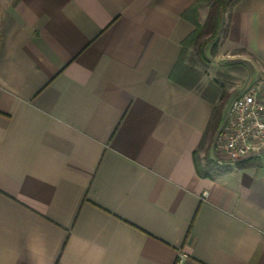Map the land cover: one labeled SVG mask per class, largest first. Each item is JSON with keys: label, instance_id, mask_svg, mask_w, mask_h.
<instances>
[{"label": "crops", "instance_id": "1", "mask_svg": "<svg viewBox=\"0 0 264 264\" xmlns=\"http://www.w3.org/2000/svg\"><path fill=\"white\" fill-rule=\"evenodd\" d=\"M197 1L0 0V264H264V161L199 178L230 103L170 80ZM216 38L264 76V0Z\"/></svg>", "mask_w": 264, "mask_h": 264}, {"label": "trees", "instance_id": "2", "mask_svg": "<svg viewBox=\"0 0 264 264\" xmlns=\"http://www.w3.org/2000/svg\"><path fill=\"white\" fill-rule=\"evenodd\" d=\"M235 1L238 0H198L183 14V18L194 27V30L192 34L182 43L180 58L170 74V80L172 82L188 91L199 92L200 96L204 100L214 105V111L208 125V130L211 128L215 129L218 126L220 122V111L226 95L221 92L216 81H212L204 89L200 90L198 73L193 68L184 66L183 62L187 51L193 48L201 65L203 67L208 65V60L204 53L205 48L210 42L216 39L220 30V24L225 9ZM203 4H209L210 8L204 24L201 25L198 22V9ZM203 36H207V38L203 40ZM202 149L203 142L193 153L194 167L199 178L215 180L230 171L228 166H218L213 159L208 157L207 154L204 156L203 160H201L198 153ZM244 163L246 165H238V168L259 167V164L252 165L249 161Z\"/></svg>", "mask_w": 264, "mask_h": 264}, {"label": "built area", "instance_id": "3", "mask_svg": "<svg viewBox=\"0 0 264 264\" xmlns=\"http://www.w3.org/2000/svg\"><path fill=\"white\" fill-rule=\"evenodd\" d=\"M263 84L262 75L231 100L212 144V159L218 166H235L264 157ZM175 264H183L182 257Z\"/></svg>", "mask_w": 264, "mask_h": 264}, {"label": "rangeland", "instance_id": "4", "mask_svg": "<svg viewBox=\"0 0 264 264\" xmlns=\"http://www.w3.org/2000/svg\"><path fill=\"white\" fill-rule=\"evenodd\" d=\"M207 36H203L204 40ZM215 43V45H213ZM219 45V40L216 38L207 45V55L213 54ZM213 46V47H212ZM211 50V51H210ZM211 52V53H210ZM216 54V53H215ZM214 54V55H215ZM214 60V56L212 55ZM216 59V58H215ZM209 60V59H208ZM212 60V61H213ZM226 59L225 57L219 56L216 63L211 64L208 61V65L203 67L196 57L195 50L193 48L187 51L186 57L184 59V66L193 68L196 70L199 76V87L202 88L209 85L212 81H216L220 87L221 92H223L226 97L224 98L223 105L229 103L231 100L240 92L244 87V79L246 78V69L244 66L237 63L235 59ZM246 87V86H245ZM200 157L203 159L206 154L204 152L200 153ZM209 158L212 157V151L207 154ZM264 161V157L258 160L249 161L252 165L260 164ZM249 163V164H250ZM246 165L243 163H238L235 166H229V169H235L238 165Z\"/></svg>", "mask_w": 264, "mask_h": 264}]
</instances>
